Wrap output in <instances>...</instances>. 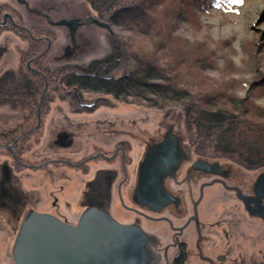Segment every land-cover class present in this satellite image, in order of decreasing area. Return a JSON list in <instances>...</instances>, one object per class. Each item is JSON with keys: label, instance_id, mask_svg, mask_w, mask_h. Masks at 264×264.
I'll use <instances>...</instances> for the list:
<instances>
[{"label": "flooded vegetation", "instance_id": "1", "mask_svg": "<svg viewBox=\"0 0 264 264\" xmlns=\"http://www.w3.org/2000/svg\"><path fill=\"white\" fill-rule=\"evenodd\" d=\"M39 6L28 0L0 1V30L25 34L27 44L14 53L18 70L13 71L30 78L20 83L31 88L25 95L7 98L17 106L0 112V231H18L30 212L75 225L88 206H96L153 239L149 264H255L252 218L264 220L252 213L264 208V166L252 179V169L198 153L195 143H188L182 130L172 125L148 136L134 135L132 128H101L100 118L91 122L98 99L86 100L81 93L85 90L63 79L66 73L52 79L76 64H52L48 58L51 27L66 29L69 44L61 46L54 59L68 60L79 50L77 29L92 24V18L54 20L52 6ZM27 15L42 18L47 26L38 27ZM11 62L5 38L0 43V65L5 67L0 75L12 70ZM50 91L60 95L51 96ZM55 100L65 102L68 110L50 111ZM165 134L179 140L183 159L174 177L163 182L168 201L150 209L133 200L136 172L147 146Z\"/></svg>", "mask_w": 264, "mask_h": 264}, {"label": "rangeland", "instance_id": "2", "mask_svg": "<svg viewBox=\"0 0 264 264\" xmlns=\"http://www.w3.org/2000/svg\"><path fill=\"white\" fill-rule=\"evenodd\" d=\"M1 1V0H0ZM30 5L40 8L39 4L52 6L54 12L52 18L63 16L87 17L109 24L111 35L103 28L94 24L81 26L77 29L75 43L79 50L68 60L61 58L54 59L55 55H60L61 46L69 44V37L65 28L51 27L54 38H52L51 53L49 63L65 64L74 63L78 66L87 65L94 59L104 57L109 51L110 36H115L119 40L132 41L134 47L128 51L147 52L152 56L156 55L159 64L166 68L168 65L176 64L179 59L187 60L184 65H176L174 73L182 74L184 86L192 92L197 88L195 81H201L211 89L217 83L223 84V88L231 95H236L233 100L218 101L216 105L232 113H239L238 99H244L246 105H252V115L264 111V0H242V3L213 4L209 0H195L191 3L190 15L176 18L173 12L183 8L182 0H161L151 8L146 9V15L141 17V21L136 26L132 22L126 24H114L101 20L97 13L85 0H28ZM184 10L186 7L183 8ZM31 15V14H30ZM26 20L35 23L38 27L47 26L42 18H29ZM152 23L153 31L161 27H167L171 35L175 38L173 43L179 40L185 41L189 46L186 55L178 51L174 46H168L167 50H154L156 37L149 39V35L141 32L147 31L148 24ZM135 28H133V27ZM49 27V26H48ZM32 34L38 32L31 30ZM22 35L12 29L0 30V43H4L7 38V48L12 54L10 67H14L16 61L13 55L17 49L26 46L27 40ZM152 36V34H150ZM178 44V43H177ZM44 47V45H42ZM41 47V48H42ZM139 47V49H137ZM205 67L204 70L202 68ZM5 69L0 65V73ZM178 75V76H179ZM199 77V78H198ZM52 79H59L57 73L52 75ZM207 89L201 90L206 91ZM86 100L98 99L96 102L95 118H100L101 128H132L134 135L148 134L152 136L157 128H164L172 125L178 130H182L187 142L195 143L197 138L193 128H187L184 123L183 108L189 106H171L168 109L158 110L147 107L144 102L137 99L125 101L114 99L112 96L103 93L81 92ZM194 93V92H193ZM51 96L60 95L57 91H50ZM65 95V94H64ZM195 97V96H194ZM247 105V106H248ZM249 105V106H250ZM260 109V110H259ZM8 110L5 106H0V112ZM67 111L65 102L55 100L51 104L50 111ZM93 125H90L92 127ZM192 133V134H191ZM139 137V136H135ZM137 146L133 143V152ZM228 160L237 165L227 158ZM263 167V166H262ZM261 168V167H259ZM259 168L252 169V179ZM73 219L72 217H69ZM74 220V219H73ZM16 231H0V264H14L11 257V249L16 236ZM255 264L264 262V224L252 218V259Z\"/></svg>", "mask_w": 264, "mask_h": 264}, {"label": "trees", "instance_id": "3", "mask_svg": "<svg viewBox=\"0 0 264 264\" xmlns=\"http://www.w3.org/2000/svg\"><path fill=\"white\" fill-rule=\"evenodd\" d=\"M85 1L101 20L107 19L117 25L132 22L134 26L146 15L147 8L161 2V0ZM182 1L186 9L184 10L183 7L174 11L173 15L176 18H182L183 15L186 18L187 14L190 15L191 3L195 0ZM209 1L213 4L234 2V0ZM153 26L149 23L147 31L141 34L149 35V39L156 37L155 51L167 50V45L176 44L178 54L181 52L187 54L186 49L189 45L185 41L178 39V42L173 43L175 38L167 27L159 26V29L153 31ZM133 47L132 41L123 42L115 36H110L109 51L104 57L94 59L84 66L70 65L66 71H59L57 74L60 79L61 74L66 73L63 79L77 89L108 94L122 101L137 99L153 109L163 110L174 105L185 107L186 103L191 102L189 106L183 108V117L187 128H195L198 153L227 158L246 169L264 166V111L252 115V105L247 104V106L244 99H238L239 105L242 104L238 107L239 113L229 112L216 105L219 101L225 99L231 101L236 98V95H231L222 87L223 84L217 83L214 88L209 89L201 81H195L197 88L193 93L189 90L190 87L184 86L183 75L174 73L175 66L184 65L187 60L179 59L176 64L170 63L166 68L163 64H159L156 55L144 53L139 47L138 51H128ZM204 69L205 67L202 68ZM25 79L30 78H24L13 70L0 75V106L9 108L17 106L15 102H7L6 99H14L25 95L24 91L31 90V88L24 89L21 85L20 82ZM34 79L42 80L39 77ZM204 88L207 90L202 92ZM38 89L41 88L37 87Z\"/></svg>", "mask_w": 264, "mask_h": 264}, {"label": "water", "instance_id": "4", "mask_svg": "<svg viewBox=\"0 0 264 264\" xmlns=\"http://www.w3.org/2000/svg\"><path fill=\"white\" fill-rule=\"evenodd\" d=\"M91 23L112 34L109 24ZM170 136L150 143L138 163L133 200L150 209L168 201L163 182L174 177L183 159L179 140ZM252 214L264 220V208ZM152 240L139 227L121 224L96 206H88L75 225L30 212L16 233L11 257L14 264H149Z\"/></svg>", "mask_w": 264, "mask_h": 264}, {"label": "snow or ice", "instance_id": "5", "mask_svg": "<svg viewBox=\"0 0 264 264\" xmlns=\"http://www.w3.org/2000/svg\"><path fill=\"white\" fill-rule=\"evenodd\" d=\"M236 3H242V0H234Z\"/></svg>", "mask_w": 264, "mask_h": 264}, {"label": "bare ground", "instance_id": "6", "mask_svg": "<svg viewBox=\"0 0 264 264\" xmlns=\"http://www.w3.org/2000/svg\"><path fill=\"white\" fill-rule=\"evenodd\" d=\"M260 207H262V206H260ZM263 208V207H262Z\"/></svg>", "mask_w": 264, "mask_h": 264}]
</instances>
